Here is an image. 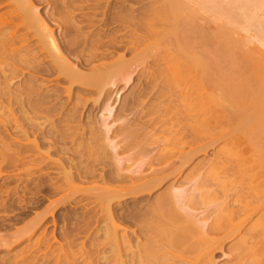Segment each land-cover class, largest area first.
Masks as SVG:
<instances>
[{"label":"bare ground","instance_id":"1","mask_svg":"<svg viewBox=\"0 0 264 264\" xmlns=\"http://www.w3.org/2000/svg\"><path fill=\"white\" fill-rule=\"evenodd\" d=\"M100 1L0 0L9 197L84 211L0 264H264V0Z\"/></svg>","mask_w":264,"mask_h":264},{"label":"rangeland","instance_id":"2","mask_svg":"<svg viewBox=\"0 0 264 264\" xmlns=\"http://www.w3.org/2000/svg\"><path fill=\"white\" fill-rule=\"evenodd\" d=\"M102 2L103 1H105V0H101ZM100 1V2H101ZM135 0H130L129 2H128V4H127V6H129L130 8L131 7H136L137 5L135 4V2H134ZM104 3V2H103ZM101 4V3H100ZM209 27H210V29L212 30V29H214V25L213 24H209ZM224 31H225V33H231L229 30H226V29H224ZM123 50V49H122ZM122 50H119L120 51V53H119V51H117V53L118 54H121V52H122ZM116 53V54H117ZM116 54H115V56L114 57H117L116 56ZM117 54V55H118ZM134 55L135 54H137V53H133ZM133 54H131V55H133ZM131 55H129V54H127V56L126 57H129V58H131L132 56ZM147 57H150V56H147ZM128 58V59H129ZM18 83H16L15 84V86L17 85ZM128 94V92H126L123 96H125V95H127ZM4 114V115H3ZM7 114L9 115V113L7 112V108H4V107H0V116H2V118H0V119H3V121L5 120V116H7ZM9 142H12L11 140H8ZM4 142H6V137H5V134H4V132H2V129H1V127H0V151H1V148H2V145L4 144ZM209 154H211V152L209 153ZM124 157H127L128 155L127 154H125V155H123ZM212 156H210V155H208V157L206 156V158L202 155V156H200L195 162H197V163H195V164H197V166L199 165V167L201 166V167H205V168H201V169H197V172L198 173H202L204 170H206V164H208V161L210 160V158H211ZM53 158H55V157H53ZM56 159V158H55ZM205 159V160H204ZM208 160V161H207ZM207 162V163H206ZM126 167H128L129 169H133V168H135L136 167V163H132V162H128V163H126ZM206 165V166H205ZM53 169H55V168H53ZM53 169H49V171H46L50 176H54L53 175V173L54 172H56V169H55V171L53 170ZM19 170V169H18ZM18 170H17V168H15V167H7V166H5L4 164H3V162H2V158L0 157V244H4V245H9L11 242H13L15 239H18V240H22V241H20V243L16 246V248L14 247L13 249H6L7 247H0L1 248V252H0V256L2 255V254H4L5 255V252H13L14 251V253H11V254H9L11 257L12 256H14V255H17V253H21L22 254V252L24 251V250H27L28 248H29V250H30V247L33 245V244H35V242H36V240L38 239V237L39 236H42L41 234H42V232H44L45 230V232L47 233H44V235H48L47 237L48 238H50V234L52 233V232H54L55 233V235H57V236H59V234H60V238H61V234L64 232V231H60V229L61 230H69V229H71V227H69V225L71 224L70 223V219H71V217L72 216H70V214L71 215H73V213L72 212H74L75 210L77 211H75L76 212V214L78 215V214H82L83 212H81V213H79L78 211H80L81 210V208H80V210H79V206H64V207H66L65 209L63 208L62 209V206L61 207H59L60 209H58V211L55 213L56 215H55V220H56V222H57V226H53L52 225V218L51 217H48V218H46V220L43 222V224L41 225V226H38V224H37V220H38V218H37V215L38 214H40V213H42L45 209H46V207L49 205V201H44V202H42L43 204L41 205H39L38 207H33V205H31V207L29 206V208L28 209H24L23 210V206H20V204L18 205V203H16L12 198H10L9 196H11V197H15L16 196V192H20V190L17 188V186L19 185L18 184V182H19V178L17 179V177L18 176H15V175H17V173H18ZM187 172L189 171V170H186ZM185 171V172H186ZM46 172H44V174L46 173ZM187 172L186 173H184V175H186L187 174ZM39 173H43V170H41ZM57 173V172H56ZM189 173V172H188ZM15 176V177H14ZM37 176V175H36ZM17 179V180H16ZM7 182H6V181ZM9 180V181H8ZM81 186V185H80ZM223 186H224V188H223ZM79 186H75V187H72L69 191L71 192V191H73V190H76V188H78ZM211 189H212V192H211V194H210V197H209V204H210V206L212 207V206H215L218 202L220 203L221 202V199L219 198V196L221 195V193L223 192V190H225V185H222V186H220V187H218V188H216L215 186H212L211 187ZM6 190H8L9 192H10V195H7L6 193H5V191ZM29 190H30V192H33L34 190H32V186H29ZM216 190V192H213V191H215ZM7 195V196H6ZM17 195H20V193L19 194H17ZM57 198V197H56ZM56 198H52V200L51 201H55L56 200ZM11 199V200H10ZM85 201V200H84ZM83 201V202H84ZM48 202V203H47ZM81 203V205H83V206H81V207H84V206H86L85 208H91V206H90V202H87V200H86V202H84V203ZM86 203V204H85ZM85 204V205H84ZM87 204H89L88 206H87ZM40 206H42V207H40ZM20 207V208H19ZM33 207V208H32ZM72 207V208H71ZM31 208L32 209H36L37 208V210H32L31 211ZM74 208H76V209H74ZM78 209V210H77ZM72 210V211H71ZM74 210V211H73ZM24 211H25V213H24ZM64 211H65V214H64ZM27 212V213H26ZM67 212V213H66ZM70 212V214H68ZM24 213V214H23ZM75 213H74V215H76ZM64 215H66V216H68V217H66V216H64ZM69 216H70V219H69ZM67 221V222H66ZM50 222V223H49ZM72 222V221H71ZM71 226V225H70ZM66 227H68L67 229H66ZM91 231H92V229H91ZM91 231H88V232H83V231H81V233L79 234V236L77 237L78 239V241L81 243L82 241H84L85 239H84V237H86L87 236V234H90L91 233ZM90 232V233H89ZM84 236V237H83ZM59 237L57 238V242L60 240L59 239ZM66 241H68V240H66ZM66 241L64 240L63 241V238H61V241H59L60 242V244H62V243H66ZM78 241H76L77 243H78ZM97 242H96V244L97 243H103L104 242V239H103V237L101 236V235H99L98 237H97V240H96ZM108 242V241H107ZM77 243H76V245H77ZM63 245V244H62ZM66 245V244H65ZM64 245V246H65ZM74 245L73 246V248L71 247L70 249L72 250V251H74L75 253H77L78 254V247H79V245ZM28 247V248H27ZM4 248V249H3ZM21 248V249H20ZM52 250L54 249V250H57V248H58V245H57V243L55 242V243H53L52 244ZM64 248H66V247H64ZM68 248V247H67ZM23 249V250H22ZM36 249H37V246H35V247H31V250H32V252H34V250L36 251ZM5 250V251H4ZM10 250V251H9ZM22 252H21V251ZM97 251L95 252V255L94 256H97V259H99V252L101 253L103 250H104V248H102V247H99L98 249H96ZM3 251V252H2ZM26 252H28V251H24L23 252V254L24 253H26ZM30 252L31 251H29V253L28 254H30ZM38 252V251H37ZM37 252H34V253H37ZM57 252V251H56ZM6 253V254H7ZM16 253V254H15ZM20 253L18 254L19 256H20ZM34 253H33V256H34ZM32 254V253H31ZM40 254V253H39ZM38 254V255H39ZM26 255H27V253H26ZM3 256V255H2ZM32 256V257H33ZM94 256L92 257V258H94ZM35 257V256H34ZM2 258V257H1ZM216 258L219 260V259H221V257H220V255L218 254L217 256H216ZM109 259H111L110 257H109ZM80 262L81 261H79L78 260V264H80ZM113 263V262H112ZM111 262L110 263H108V264H112ZM100 264H104V263H101L100 262Z\"/></svg>","mask_w":264,"mask_h":264}]
</instances>
